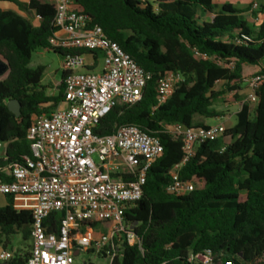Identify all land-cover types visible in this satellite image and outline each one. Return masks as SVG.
<instances>
[{
	"label": "trees",
	"instance_id": "obj_1",
	"mask_svg": "<svg viewBox=\"0 0 264 264\" xmlns=\"http://www.w3.org/2000/svg\"><path fill=\"white\" fill-rule=\"evenodd\" d=\"M74 1L91 27H100L151 74L141 100L114 108L94 133L108 136L122 126L134 125L157 137L164 147L163 156L148 173L141 202L125 215L142 245L122 244L112 264H188L191 253L208 249L220 261L260 264L264 258V84L254 104L247 101V87L240 85L246 67L259 69L256 75L264 74V19L251 28L244 14L253 4L241 10L215 0ZM0 2L12 3L39 19L34 26L18 12L0 8V60L10 67L0 76V142L5 144L1 179L21 156L31 155L28 130L33 116L50 115L64 103L66 74L62 72L58 95L49 96L42 85L45 67L30 66L33 54L47 49L58 32L56 6L47 0ZM257 15L264 16V4ZM54 52L102 57L87 50ZM169 72L180 74L183 81L158 106V84ZM218 85L223 87L220 92ZM238 90L247 93L235 96L242 104L237 123L218 140L197 146L180 171L181 180L196 188L182 197L169 194L170 173L183 160V142L168 128L175 124L186 129L209 127L196 123L195 118L219 117L214 102ZM13 100L21 104L18 118L8 108ZM6 198L8 204L0 208V243L5 237V246L19 233L29 240L32 226L31 211L16 210L14 198ZM62 217V213L50 216L49 233L58 232ZM84 225H100L107 231L110 223ZM29 256L30 252L15 254L7 264H27Z\"/></svg>",
	"mask_w": 264,
	"mask_h": 264
},
{
	"label": "built area",
	"instance_id": "obj_2",
	"mask_svg": "<svg viewBox=\"0 0 264 264\" xmlns=\"http://www.w3.org/2000/svg\"><path fill=\"white\" fill-rule=\"evenodd\" d=\"M146 2L149 0H141ZM153 1V0H150ZM56 6L54 26L58 32L44 51L87 50L101 53L100 73L88 68L86 55L67 53L63 56L65 77L64 108L50 115H36L28 130L31 155L5 170L0 179V195L26 203L17 210L32 213L27 264H75L81 250H94L113 263L122 244L141 247V238L126 221L128 210L136 208L144 196L147 176L164 154L161 141L134 125L118 128L114 134L94 133L100 122L117 106H133L143 94L151 74L143 70L103 30L91 27L89 20L75 8L74 0H51ZM258 3L253 5L259 10ZM197 55H200L197 53ZM207 59L206 55H201ZM183 81L180 74L164 75L157 88L158 106L174 94ZM264 84V74L246 80L247 101L257 102L256 92ZM223 124L186 129L172 125L168 132L183 142V160L171 171L167 192L182 197L196 186L180 178L181 169L195 154L196 147L221 138ZM5 144L0 142V158ZM62 213L58 232H48L47 221ZM108 222V230L98 236L88 222ZM102 229V226H96ZM84 230V231H83ZM14 258L3 251L0 262ZM188 264H234L220 261L212 250L191 253Z\"/></svg>",
	"mask_w": 264,
	"mask_h": 264
},
{
	"label": "rangeland",
	"instance_id": "obj_3",
	"mask_svg": "<svg viewBox=\"0 0 264 264\" xmlns=\"http://www.w3.org/2000/svg\"><path fill=\"white\" fill-rule=\"evenodd\" d=\"M238 7L236 0H231ZM151 3V1H150ZM259 5L261 3H258ZM20 11V10H19ZM27 14V12H23ZM245 17V16H244ZM251 17L255 18L254 15ZM31 22L34 26L39 24V19L35 15L30 16ZM249 27L253 28L251 23L248 24ZM62 61L63 56L55 53V52H47L44 50H39L33 54L31 67L36 68L37 66L45 67V74L42 80V85L46 88V92L49 96H57L58 95V86L60 85L62 79ZM100 68H102L103 61L99 60ZM260 70L257 68L246 67L244 69V82L240 85L242 89L247 87L246 80L250 77L256 75ZM223 90L221 85L216 87V91L220 92ZM240 94L241 91L238 90L236 92L227 93L223 95L220 99L214 102L213 109L219 114V117L213 119H207L200 116L195 118L196 123L206 124L207 126H216L219 124H223L227 129L233 127L237 123V114L241 109V102L235 99L236 94ZM1 207H4L5 204H0ZM84 231V230H83ZM95 232L98 236L104 234L106 231L101 230L98 227H95ZM32 245V241L24 240L22 234H17L11 237L10 243L5 246V237L3 238V242L0 243V254L7 249L6 251L14 252L15 254H27L30 252ZM5 247V248H4ZM75 264H110V259L105 258L103 255L97 254L94 250H81L78 255L74 257ZM0 264H4L1 263ZM260 264H264V258L260 261Z\"/></svg>",
	"mask_w": 264,
	"mask_h": 264
},
{
	"label": "crops",
	"instance_id": "obj_4",
	"mask_svg": "<svg viewBox=\"0 0 264 264\" xmlns=\"http://www.w3.org/2000/svg\"><path fill=\"white\" fill-rule=\"evenodd\" d=\"M20 2H22V3H27L29 0H19ZM48 2H51V0H47ZM236 1H238L237 2V5H238V7L235 5V3H233L231 0H215V2L216 3H218V4H220V5H223V4H225V3H231V4H233L236 8H238V9H241V10H247V9H249L250 8V6L253 4H255V3H261L259 6H261L262 4H264V0H236ZM0 8L2 9V10H13V11H16V12H18L19 14H21L22 16H24V17H26V18H28L29 20H31V18H30V16H32V15H34L33 13H27V14H24L23 12H21V11H19V9L14 5V4H12V3H8V2H0ZM257 13H258V10L256 11V10H254L253 9V6L251 7V9H250V11L249 12H247V13H245L244 14V16H245V18L249 21V23H251L252 25H255V26H257V25H259L262 21H263V19H264V16L263 15H257ZM251 15H254L255 16V18H253V17H251ZM38 19V18H37ZM39 25V24H38ZM37 25V26H38ZM101 58H98V59H95L94 58V56L93 55H86V60H87V62L88 63H92V62H94V65L93 66H90L88 69L90 70V71H94V72H96V73H100L101 71H102V68L101 69H98V67L100 68V65H99V60H100ZM93 67H95V69H93L92 70V68ZM102 67H103V65H102ZM243 93V95L245 94V93H247V91H244V92H242ZM241 93V94H242ZM60 107L61 108H64L65 107V105L64 104H62V105H60ZM204 126H207L206 124H204ZM209 126H211V125H209ZM23 203H26V201L25 200H23V199H20V200H15L14 201V207H16L17 208V205L18 204H23ZM0 204H5V206L8 204V199L6 198V196H2V195H0ZM2 205H0V208H3V207H1ZM4 206V207H5ZM15 208V209H16ZM18 209V208H17ZM16 209V210H17ZM5 248V247H4ZM1 249L2 248H0V251H1ZM3 250V249H2ZM7 249H4V251H6ZM8 252H10V251H8ZM13 255H15V253L14 252H11ZM19 255H24V254H19ZM77 255V254H76ZM5 264V263H4Z\"/></svg>",
	"mask_w": 264,
	"mask_h": 264
},
{
	"label": "water",
	"instance_id": "obj_5",
	"mask_svg": "<svg viewBox=\"0 0 264 264\" xmlns=\"http://www.w3.org/2000/svg\"><path fill=\"white\" fill-rule=\"evenodd\" d=\"M10 67L7 63L0 60V76H4L8 71ZM8 108L10 112L15 115L17 118L21 115V104L18 101H10L8 103Z\"/></svg>",
	"mask_w": 264,
	"mask_h": 264
}]
</instances>
